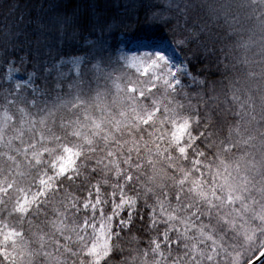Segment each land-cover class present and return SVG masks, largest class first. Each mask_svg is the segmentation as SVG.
Here are the masks:
<instances>
[{
    "label": "snow or ice",
    "instance_id": "obj_1",
    "mask_svg": "<svg viewBox=\"0 0 264 264\" xmlns=\"http://www.w3.org/2000/svg\"><path fill=\"white\" fill-rule=\"evenodd\" d=\"M174 7V46L0 80V264H264V0Z\"/></svg>",
    "mask_w": 264,
    "mask_h": 264
},
{
    "label": "trees",
    "instance_id": "obj_2",
    "mask_svg": "<svg viewBox=\"0 0 264 264\" xmlns=\"http://www.w3.org/2000/svg\"><path fill=\"white\" fill-rule=\"evenodd\" d=\"M175 3L0 0V80L6 79L7 69L12 68L21 77L31 76L34 83L50 85L54 76H69L72 70L62 64L70 58H82L85 64L99 55L115 58L122 46L140 41L174 46L168 29L158 20L172 17ZM18 17L25 23L18 24Z\"/></svg>",
    "mask_w": 264,
    "mask_h": 264
},
{
    "label": "rangeland",
    "instance_id": "obj_3",
    "mask_svg": "<svg viewBox=\"0 0 264 264\" xmlns=\"http://www.w3.org/2000/svg\"><path fill=\"white\" fill-rule=\"evenodd\" d=\"M165 44H168V43H165ZM151 46L152 45H148L144 41H140L137 44L129 45L128 47L122 46L120 48V50L117 52V56H121L122 57V56H125V55L138 53L140 51H143L146 47H151ZM177 57L179 59H181L178 54H177ZM81 62H83L82 58H70V59H67L65 62H63L64 64H62V65L68 67L70 70H73L76 67H78ZM9 69L10 68L7 69L6 79H8ZM11 77H12V82H14L15 80H31L32 81V77L31 76L21 77L14 70L11 71Z\"/></svg>",
    "mask_w": 264,
    "mask_h": 264
}]
</instances>
